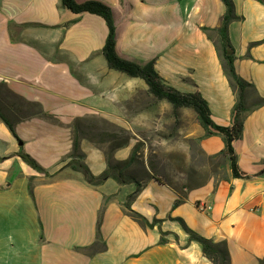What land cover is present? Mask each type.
I'll list each match as a JSON object with an SVG mask.
<instances>
[{
  "label": "crops",
  "instance_id": "crops-1",
  "mask_svg": "<svg viewBox=\"0 0 264 264\" xmlns=\"http://www.w3.org/2000/svg\"><path fill=\"white\" fill-rule=\"evenodd\" d=\"M75 1L111 10L120 58L140 66L154 62L166 86L200 93L213 122L232 125L235 95L203 31L221 27L222 0ZM232 1L238 19L228 35L236 71L264 98V0ZM108 34L102 17L74 14L61 0H0V102L22 141L0 120V264H214L185 226L226 243L230 264L264 263V106L245 118L234 142L244 177L234 178L227 167L226 179L186 190L178 205L180 194L146 165L136 182L108 179L98 187L65 168L78 138L77 159L95 176L107 170L104 143L96 142L102 136L90 135L104 131L103 124L131 132L130 143L112 153L115 162L127 160L137 125L152 116L145 81L109 68ZM9 97L18 103L9 106ZM200 147L213 156L225 144L213 135ZM21 151L45 173L26 164ZM137 183L142 187L130 205L149 226L125 212Z\"/></svg>",
  "mask_w": 264,
  "mask_h": 264
},
{
  "label": "trees",
  "instance_id": "trees-1",
  "mask_svg": "<svg viewBox=\"0 0 264 264\" xmlns=\"http://www.w3.org/2000/svg\"><path fill=\"white\" fill-rule=\"evenodd\" d=\"M227 8V12L223 18V22L220 28H204L208 38L214 43L217 52L219 54L223 71L227 77L230 86L235 95V105L232 111L233 122L230 127H222L215 124L211 118V112L206 100L200 93L195 94H182L175 89L166 86L159 74L155 70L154 62L147 66H140L133 62L120 58L116 52V26L113 20L111 10L100 2H87L84 4H78L75 0H61L62 6L65 9L70 10L74 14L89 13L102 17L108 26L109 34L103 49L104 57L108 63V66L112 70H116L120 73L127 75L130 78H140L145 81L149 87V93L158 100H166L175 109L188 108L192 109L197 115L198 122L204 130V135L200 140L211 137L213 135H220L223 137L225 148L217 155L208 156L210 159H216L221 157L224 165L230 168L232 176L234 178H243L244 176L238 170L237 155L234 149V142L239 140L244 131L245 118L254 110L264 106V98L256 93L253 84L242 79L236 71V52L230 41L228 35L229 25L236 19H238L234 13V4L232 0H222ZM249 95L253 96V102L248 105L247 98ZM0 120L8 127L13 136L22 143L18 137L15 125L12 119L6 114L4 108L0 102ZM201 142V141H200ZM79 140L74 139V153L72 160L66 165L65 168L70 167L73 171L81 174L85 181L91 186L98 187L104 184L108 179H114L119 184L123 185L131 181L136 182V176L130 174V168L138 161V148H133L130 157L122 162H115L112 157V153L108 157V168L100 176H95L80 160L77 158L79 151ZM126 146V145H124ZM123 147V146H122ZM119 148V147H116ZM206 155V154H205ZM21 159L36 170L39 173H45V170L28 154L20 152ZM80 158V157H79ZM145 172V170H144ZM140 177V176H139ZM224 177L223 179H226ZM137 191L132 194L128 202L124 205L126 215L132 220L141 224L142 226H149V222L141 214L132 210L131 201L135 198L141 184L137 183ZM180 194L176 205L182 203L186 199L185 193L178 192ZM182 222V220H180ZM183 223V222H182ZM185 230L190 236L191 241H195L202 246L204 255L211 260L214 264H230V255L226 243H214L211 240L200 236L198 233L185 226ZM99 236V230H98ZM165 241L162 239V243ZM264 264V263H261Z\"/></svg>",
  "mask_w": 264,
  "mask_h": 264
},
{
  "label": "rangeland",
  "instance_id": "rangeland-1",
  "mask_svg": "<svg viewBox=\"0 0 264 264\" xmlns=\"http://www.w3.org/2000/svg\"><path fill=\"white\" fill-rule=\"evenodd\" d=\"M10 99L9 106L18 103L13 100L10 102ZM152 104V116L137 125L139 138L131 141L138 148V161L130 168L131 175L144 176L146 165L154 176L182 193L209 180L226 177L227 165H224L223 159H210L202 151L200 138L203 129L192 109H175L166 100H158L154 96ZM3 108L10 117L11 114ZM102 127L104 131L98 130L96 134L90 135L102 136L96 142L104 143L107 154L114 152L116 147L130 143L131 132L126 128L118 129L107 124Z\"/></svg>",
  "mask_w": 264,
  "mask_h": 264
},
{
  "label": "built area",
  "instance_id": "built-area-1",
  "mask_svg": "<svg viewBox=\"0 0 264 264\" xmlns=\"http://www.w3.org/2000/svg\"><path fill=\"white\" fill-rule=\"evenodd\" d=\"M209 209H210V207H208L206 205H201L200 206V210H202V211L209 210Z\"/></svg>",
  "mask_w": 264,
  "mask_h": 264
}]
</instances>
